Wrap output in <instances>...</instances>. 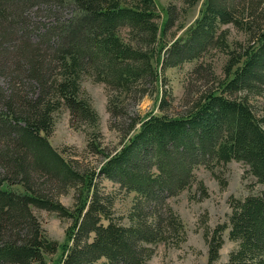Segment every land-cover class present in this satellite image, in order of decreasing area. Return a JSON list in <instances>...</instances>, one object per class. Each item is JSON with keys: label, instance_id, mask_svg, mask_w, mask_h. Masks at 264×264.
<instances>
[{"label": "trees", "instance_id": "obj_1", "mask_svg": "<svg viewBox=\"0 0 264 264\" xmlns=\"http://www.w3.org/2000/svg\"><path fill=\"white\" fill-rule=\"evenodd\" d=\"M180 1L183 13L202 6L185 35L167 45L174 4L160 24L155 0H0V264H47L57 251L34 208L72 220L60 264H146L155 244L185 239L167 198L195 181L206 193L194 169L232 160L263 187L230 203L218 227L237 246L219 264H264V0ZM231 29L242 39L229 40ZM211 50L225 56L220 74L202 62ZM194 60L182 114L133 110L161 91L160 72ZM86 77L104 85L110 127L124 141L107 154L93 141L100 119L81 85ZM158 106H169L164 93ZM61 108L104 157L96 168L50 143ZM100 178L135 194L128 223L114 219V196ZM70 191L68 207L58 197ZM218 227L205 234L207 264L219 258Z\"/></svg>", "mask_w": 264, "mask_h": 264}, {"label": "rangeland", "instance_id": "obj_2", "mask_svg": "<svg viewBox=\"0 0 264 264\" xmlns=\"http://www.w3.org/2000/svg\"><path fill=\"white\" fill-rule=\"evenodd\" d=\"M155 2L160 14V24L166 18L165 8L172 4L176 7L174 9V23L166 27L164 35V41L167 45L185 35L199 15L202 6V2H199L183 13L182 8L184 5L180 0H155ZM180 25L182 27H179ZM241 39L242 36L239 32L235 29L230 30L229 40ZM224 60L225 56L216 50H211L206 57L202 58V62L210 64L216 74L221 73ZM198 63L199 60L185 62L180 66L169 67L160 72L163 83L161 91L153 97L145 96L137 105L132 106L133 110L140 116L163 112L170 116L182 114L186 108L187 95L191 97L190 93L194 90L195 75H192L191 72ZM201 82L202 80H200V83H196L197 86ZM81 85L90 96L91 103L100 119V135L93 137V141L104 153L113 152L124 141H122L119 132L110 127L111 121L106 110L107 96L104 85L93 82L87 77L82 80ZM163 93L169 104L165 110H161L158 106ZM251 101L255 114H260V100L253 98ZM86 129V127H73L70 124L68 109L61 108L55 114L54 128L48 139L52 146L60 151L63 156L72 159L81 167L94 169L100 165L104 157L89 147ZM194 175L197 181L203 182L206 193H202L195 181L187 189L177 195L168 197L166 200L184 224V241L179 242L177 245L171 242L155 244L154 253L146 264H207L208 244L205 234L207 233L209 238L215 228L227 221L231 212L230 203L232 201L256 193L263 187L255 182V179L246 171L241 162L235 160L224 166H216L213 170L200 165L194 169ZM98 180V186L101 190L114 196V219L124 224L128 223L127 215L135 194L120 189L117 184L105 178ZM58 198L60 202L68 207H71L74 201L72 191L68 194H61ZM33 212L40 221L46 235L59 244L54 254L46 255L47 264H60V260L70 243L67 230L70 229L72 220L59 218L55 212L44 209L34 208ZM219 230L220 228L216 232L222 238V246L215 264L226 261L230 251L237 246L236 242L228 238V229L220 232Z\"/></svg>", "mask_w": 264, "mask_h": 264}]
</instances>
